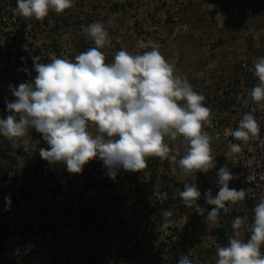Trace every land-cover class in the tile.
Listing matches in <instances>:
<instances>
[{
  "label": "clouds",
  "instance_id": "1",
  "mask_svg": "<svg viewBox=\"0 0 264 264\" xmlns=\"http://www.w3.org/2000/svg\"><path fill=\"white\" fill-rule=\"evenodd\" d=\"M75 0H16V13L25 19L42 21L50 11L62 14L74 6ZM87 35L95 47L81 52L71 60L52 55L50 62L41 63L33 57L35 77L18 87L9 85L14 100H6L8 114L0 118V136L25 152L34 151L32 131L41 134L48 145L39 148L42 159L50 164H64L71 174H80L84 166L99 159L107 175L115 180L118 172H140L147 160L157 157L178 164L183 190V204L203 216L206 209L198 204L201 191L187 178L198 172L207 173L215 167L210 135L203 130L211 123V108L205 96L197 93L186 76L178 74L175 62L166 60L158 42H139L150 48L142 54L125 49L117 51L111 63L101 49L110 46L109 34L100 21L87 26ZM258 83L250 97L264 109V57L253 62ZM28 72L27 69H24ZM31 75L30 72H28ZM247 103V101H245ZM243 143L259 138L260 125L252 112L243 114L238 127L231 133ZM182 138L186 150L181 155L175 142ZM232 153H240V144H229ZM179 158V159H178ZM218 192L204 193L208 205L207 218L213 222L221 210L246 197L247 190L229 187L234 178L227 165L217 172ZM7 205L10 196H5ZM7 211L8 208L6 207ZM241 217L232 222L233 235L228 245L218 247L215 264H264V197L254 207L250 238L241 239ZM171 227L165 218L161 231ZM177 264H195L181 254Z\"/></svg>",
  "mask_w": 264,
  "mask_h": 264
},
{
  "label": "rangeland",
  "instance_id": "2",
  "mask_svg": "<svg viewBox=\"0 0 264 264\" xmlns=\"http://www.w3.org/2000/svg\"><path fill=\"white\" fill-rule=\"evenodd\" d=\"M166 1L168 0H158L160 4L158 7L168 13L171 12V8L167 9V6L172 7L173 5L175 9L173 8V13L170 14L174 17H179L184 15L190 0H169L168 4ZM153 3H155L153 0L152 2L151 0H86L84 6L73 8L81 18L71 27L62 26L59 31L55 30L54 21H51L46 26L43 24V20L30 19L23 27L18 22H9L8 25L4 26V29L9 31L10 36L8 40H5L7 43L5 48H0V118L8 114L5 101L15 99L9 85L18 87L19 84L31 81L32 77H35L33 57L40 56L41 63L50 62L52 55L67 57L74 61L75 57L81 52L95 47L93 40L87 35L86 28L88 25L100 21L104 24L111 39L110 46H106L101 51L106 56V63H111L115 53L121 50V43L118 42L121 36V29L125 30L128 28L135 21L132 19L137 18V24L133 25V28L137 31L141 30L143 23H140V20L138 22V18L141 19L144 9L142 8L139 12V6H147L146 9L150 10L154 6ZM209 4L211 5L207 7L208 16L216 14L215 11L218 12L217 6L215 4L212 5L213 3L211 2ZM243 7L244 5H240V7L236 8V17L241 20L247 18L248 21H252L249 22L250 26L244 25V27L251 30L249 34L251 37L254 35L251 42L254 41L260 46H256V50L263 51L264 0H256L254 5L251 4L248 8ZM220 10L222 12V8ZM159 17L157 16V18ZM87 20H91V23H86ZM85 43L89 44V48L82 46ZM159 45L161 46V43ZM257 58H253L245 66L241 65L238 67L237 70H240L238 77H234L233 80L238 88L252 89L258 83L257 78L252 74L253 62ZM248 67L251 68V71ZM24 69H27L31 75L25 72ZM241 92L244 93L242 98L245 100L246 92ZM233 105L234 107L236 106V110L228 109L233 116L225 119H221L215 114L216 110H211V123L205 124L203 130L212 138L211 148L212 151L216 152L219 163L217 167L220 168L227 165L233 174L234 178L229 182V187L237 190L243 188L247 190L246 194H254L258 197V201L253 203L237 202L231 205L230 210L227 212L236 216L241 213L244 214L241 218L245 222L239 231L244 230V233L245 231L247 233L254 222V207L259 203L261 197H264V119H260L256 114L254 115L260 125L259 138H252L247 143L238 141L231 133L238 127L243 114L248 112L245 110L246 106L241 105L238 98H235ZM225 132L229 136L223 135ZM31 135L33 137L32 143L35 146L34 151L31 152H25L23 147H14L6 138L0 136V176L2 180L7 178V181L0 183V203L6 204L5 196L11 197L13 193L18 195L20 187L25 182L38 183V192L34 195L37 199L36 201L39 200V197L41 199L45 198L50 201L49 206L54 208L53 212H59L57 216V235L50 237L48 240L47 238L43 239L42 237L48 228L47 221L49 216L46 214L40 216L34 212L26 211L24 202L20 199L14 208L10 209L11 214L16 215L13 219L18 227L14 231L15 234L9 235V241L4 244L5 252L0 250V264H16L19 261H23V257L28 258L31 255L36 264H53L54 260L58 264H75L78 254L86 256L89 249L95 248L101 251L103 264H117L119 262L120 264H139V260L121 256L120 251L126 252L131 244L139 239L138 235L144 230L147 232V236L151 237L150 235L154 234V232L158 234L157 229L160 232V226L165 218L170 221L167 214L164 217L161 216L160 219L157 216V214L160 215L159 210H164L165 204L151 206V208L158 211L157 214L151 210L144 209L145 200L154 197V195L150 196V191L141 190L140 186L146 179L150 181L153 175L156 177L153 181L157 183L160 177L168 180L175 178L178 174L173 173L167 166H162L158 169L156 157H152V161H150V158L147 160L148 169L149 165H152L150 170L145 169L139 173L121 169L115 180L108 177L107 169L99 159L92 160L86 164L82 173L71 174L67 171L66 165L62 163L50 164L42 159L39 148H47L48 145L43 141L41 134L35 132V130L32 131ZM230 142L240 144L241 152L232 153L229 147ZM2 150L7 151L6 157L8 158L3 157ZM153 165L156 166L154 167ZM177 165L174 166V169L175 167L177 168ZM217 172L218 170L213 176L216 181L218 179ZM99 175L109 184L116 182V185L114 187L99 186L97 190L89 189L85 191V180L89 177H98ZM205 176L206 173L198 172L187 179H200L199 183L202 185L198 186V188L201 189V193L204 194L208 189H211L213 196H215L219 190L218 186L208 184ZM125 181L132 183L129 189L123 188L121 185ZM56 183L61 184V191L56 199L53 200L46 187ZM153 188L154 191L159 189V187ZM125 190H127L126 193H124ZM122 195L127 197L122 198ZM87 198L90 200V206L94 208L98 217V225L105 224L104 232L96 228V226L83 231L79 230L78 225L81 223L79 214L83 207L86 209L84 204L86 202L84 201ZM157 207L161 209L158 210ZM208 207L211 210L213 206L208 205ZM225 214L223 210L219 213L221 223L222 221L228 223L224 219ZM229 220L231 223L232 220L230 218ZM123 230L126 231L124 235L122 234L119 237L115 234L114 238H110L112 232L116 233ZM26 234H29L28 245L33 247H29L31 252L26 247H24L25 250L23 249L21 235ZM128 237H130V240H128ZM147 246L146 242L143 241L141 248ZM150 250L152 249L145 250L144 253L146 254ZM261 251L264 253V245H262ZM127 252L129 254L130 250ZM155 252L158 253V251ZM145 254L142 255L144 257L148 256Z\"/></svg>",
  "mask_w": 264,
  "mask_h": 264
},
{
  "label": "crops",
  "instance_id": "3",
  "mask_svg": "<svg viewBox=\"0 0 264 264\" xmlns=\"http://www.w3.org/2000/svg\"><path fill=\"white\" fill-rule=\"evenodd\" d=\"M153 1L155 3L150 10L146 9L147 6H139V12L142 8L144 9L141 19L138 18V22L140 20V23H143L141 30L137 31L133 28V25L137 24V18L132 19L135 21L128 28L121 29V36L118 39L121 43L120 48L132 54H142L151 49L141 48L140 41L161 43V54L166 60L174 61L178 74L186 76L193 89L205 96V106L216 110L215 114L221 119L233 116L228 109L231 110L234 107L233 102L235 98H238L239 88L233 81L234 77H238L240 71L237 70L238 67L245 66L253 58L264 57V50H256V46H260L254 41L251 42L254 37L249 35L251 30L244 27V25L250 26L249 22L252 21L244 17L243 20L236 17V8L240 5L248 8L251 4L254 5L256 0H190L184 15L179 17L170 14L173 13V8L175 9L173 5L167 6V9L171 8V12L167 13L158 7L160 5L158 0ZM169 2V0L166 1L167 4ZM210 2L217 6L218 12L215 11L216 14L208 16L207 7L211 5ZM157 16L160 17L157 18ZM169 143L170 146L175 144L179 147L182 155L185 153L186 144L182 138ZM176 164L170 160L157 158L158 169L167 166L178 176L168 180L160 177L157 183L154 182V187H159L158 191H154L153 188V194L150 196L154 195V197L144 202V209L156 214L158 211L151 206L165 204L164 210H159L161 206V208L157 207L160 212L157 216L160 219L167 214L171 227L160 232L157 229L158 234L154 232L151 243H146L147 247L141 248L143 242L141 240L138 252L132 254L131 249L137 240L131 244L129 247L131 249H126L130 250V253L126 251L127 253L124 252L126 255L121 256L139 260V264H177L180 255L184 254L188 255L195 264H215L216 250L221 246L210 231L221 226V217L218 215L215 222L207 218V211L211 210L202 193L198 204L206 209L203 216L183 204L179 197V192L183 190L182 174L178 165L174 169ZM148 181V179L145 180V182ZM200 181L196 178L187 179V182L196 183L197 186L202 185ZM121 185L129 189L132 183L125 181ZM165 186L169 187V191L164 190ZM126 192L127 190L124 193ZM126 197L122 195V198ZM240 233V238L245 240L246 231L244 233V230H241ZM148 249L152 250L147 251L148 256L144 257L142 254H145V250Z\"/></svg>",
  "mask_w": 264,
  "mask_h": 264
},
{
  "label": "trees",
  "instance_id": "4",
  "mask_svg": "<svg viewBox=\"0 0 264 264\" xmlns=\"http://www.w3.org/2000/svg\"><path fill=\"white\" fill-rule=\"evenodd\" d=\"M86 4V0H75L74 6L70 9L65 10V13L63 12L62 14H57L54 11H50L49 15L43 19V24L47 26L51 21H54V26L55 30L59 31L61 30L62 26L64 27H71L77 20H79L81 17L76 14V11L73 10V8H79L82 7ZM16 0H0V32H1V38H0V48H5V45L7 44L5 40H8L10 33L9 31H6L4 29V26L8 25L9 22L15 21L18 22L21 27H23L28 20L30 19H25L22 16L18 15L15 11L16 9ZM96 10V9H95ZM35 20V19H34ZM73 21V22H72ZM86 23L90 24L91 20H87ZM86 48H89V44L85 43L82 45ZM9 48V47H8ZM34 78V77H32ZM3 154L4 158L6 157L7 151H1ZM153 158H150V161H152ZM151 164L146 170H150ZM154 167L156 165H153ZM1 169V167H0ZM143 169V170H145ZM141 170L140 172H142ZM139 172V173H140ZM155 175L151 177V180L148 182H144L141 184V190L144 191H150L149 194L153 193V187H154V179ZM5 180H2V177L0 176V183L7 181V178H4ZM116 183V182H115ZM109 184L101 176L99 175L98 177H89L85 180L84 183V190H89V189H94L97 190L99 186L103 187H114L116 184ZM39 185L38 183H34L29 181V183L25 182L22 187H20L18 191V195L13 193L12 196L10 197L11 204H2L0 203V250L5 252V247L4 244L9 241V235H14L15 234V229L18 227L16 223H14V217L16 215H12L10 209L14 208L16 203H18L21 200L24 202L25 210L34 212L36 215H48L49 219L47 221L48 228L46 230V233L43 235V239L47 238V240L52 237L57 235V216L59 215V212H53V207H50V201L46 200L45 198H38L39 200L36 201V197H34L38 189ZM47 192L50 193L51 199L55 200L56 197L60 194L61 191V184L56 183L54 185H47L46 187ZM165 191H169V187L165 186L164 187ZM169 193V192H168ZM84 202L86 209L84 207L80 210V224L78 225L79 230H85V229H91L96 226L99 230L104 232L105 224L98 225V217L95 213V210L92 206H90V200L87 198ZM253 203L252 201L246 200L244 203ZM158 206V205H156ZM8 208L6 211L5 208ZM61 212V211H60ZM244 214L241 213L239 216H236L232 213L230 215L229 213L225 214V220H227L228 223H225L222 221L221 226L218 228H215L210 231V234L214 237L217 238V242L220 244V246H227L228 245V240L229 237L233 235V229H232V222L236 217H243ZM229 218L232 220L230 223ZM56 220V221H55ZM252 221V219H250ZM254 220V219H253ZM26 233V231H25ZM126 231H120V232H112L110 235V238H114V235L116 236L125 234ZM250 231L246 233V239L245 241L250 238ZM88 236V235H86ZM151 237L147 236V232L144 231L139 234V239L137 243L132 247L131 253L136 254L138 252V246L140 245L141 240L145 241L146 243L148 242L149 244L151 243L153 234L150 235ZM90 238V237H89ZM107 238V235H106ZM109 238V237H108ZM128 240H130V237H128ZM21 241L23 244V249L25 250L24 247L28 248L29 247L33 248L32 246L28 245L29 241V234L26 235H21ZM120 251V250H119ZM121 255H126L122 250L120 251ZM32 256V255H31ZM23 257V261H19L16 264H36L34 262V259L32 257ZM52 258V257H51ZM57 261L54 260L53 264H58L55 263ZM75 264H103V256L102 253L99 249L95 248L92 250L87 251V255L83 254H78L77 255V261Z\"/></svg>",
  "mask_w": 264,
  "mask_h": 264
},
{
  "label": "built area",
  "instance_id": "5",
  "mask_svg": "<svg viewBox=\"0 0 264 264\" xmlns=\"http://www.w3.org/2000/svg\"><path fill=\"white\" fill-rule=\"evenodd\" d=\"M248 69L251 71L250 67H248ZM241 91L246 92V99L245 100L242 98V94H244V93H242ZM250 91H251V88L240 87L238 90V101H240L241 105L246 106L245 107L246 112H252L253 115L256 114V116H258L260 119H264V109H259L257 107V105L252 101V99L250 101ZM239 92H241V93H239ZM245 101H247V103H245ZM232 110H236V106L233 107ZM223 135L229 136L227 132L223 133ZM212 156L215 158V167L206 173L205 178H206L208 184L217 185V181L215 179H213L214 173H216V171L219 170V168L217 167L219 165V163L217 161V156H216L215 151H212ZM246 200H249L252 202H257L258 197H256L254 194L253 195L246 194L245 199L243 201H239V202H245Z\"/></svg>",
  "mask_w": 264,
  "mask_h": 264
}]
</instances>
